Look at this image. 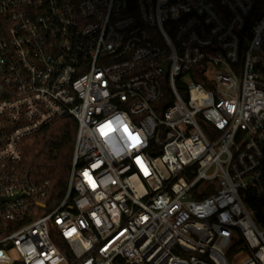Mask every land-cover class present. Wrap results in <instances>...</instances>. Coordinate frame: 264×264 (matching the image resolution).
Instances as JSON below:
<instances>
[{"label":"built area","instance_id":"built-area-1","mask_svg":"<svg viewBox=\"0 0 264 264\" xmlns=\"http://www.w3.org/2000/svg\"><path fill=\"white\" fill-rule=\"evenodd\" d=\"M67 117L47 210L22 145ZM1 196L0 264H264V0H0Z\"/></svg>","mask_w":264,"mask_h":264},{"label":"trees","instance_id":"trees-1","mask_svg":"<svg viewBox=\"0 0 264 264\" xmlns=\"http://www.w3.org/2000/svg\"><path fill=\"white\" fill-rule=\"evenodd\" d=\"M76 135V121L72 117H67L53 121L23 141L21 163L30 182L40 184L49 180L52 183L45 198L47 210L61 202L67 193ZM52 234L60 250L70 257L71 251L65 242L54 230Z\"/></svg>","mask_w":264,"mask_h":264},{"label":"water","instance_id":"water-1","mask_svg":"<svg viewBox=\"0 0 264 264\" xmlns=\"http://www.w3.org/2000/svg\"><path fill=\"white\" fill-rule=\"evenodd\" d=\"M17 197H18V196H15V197H3V196H1V197H0V206H1V204H2L3 202L13 201V200H15ZM41 206L44 207L43 204H41Z\"/></svg>","mask_w":264,"mask_h":264},{"label":"rangeland","instance_id":"rangeland-1","mask_svg":"<svg viewBox=\"0 0 264 264\" xmlns=\"http://www.w3.org/2000/svg\"><path fill=\"white\" fill-rule=\"evenodd\" d=\"M184 80H185V81H189L190 78H189L188 76H186V77L184 78Z\"/></svg>","mask_w":264,"mask_h":264}]
</instances>
